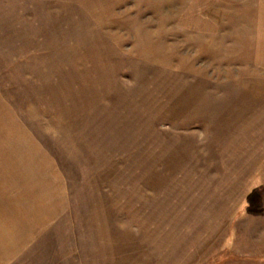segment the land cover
I'll list each match as a JSON object with an SVG mask.
<instances>
[{
	"label": "rangeland",
	"instance_id": "rangeland-1",
	"mask_svg": "<svg viewBox=\"0 0 264 264\" xmlns=\"http://www.w3.org/2000/svg\"><path fill=\"white\" fill-rule=\"evenodd\" d=\"M0 264H264V0H0Z\"/></svg>",
	"mask_w": 264,
	"mask_h": 264
}]
</instances>
